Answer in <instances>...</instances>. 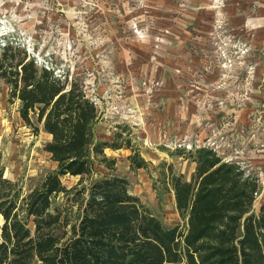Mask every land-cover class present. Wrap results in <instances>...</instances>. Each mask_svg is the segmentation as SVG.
Masks as SVG:
<instances>
[{
    "label": "rangeland",
    "instance_id": "374dc122",
    "mask_svg": "<svg viewBox=\"0 0 264 264\" xmlns=\"http://www.w3.org/2000/svg\"><path fill=\"white\" fill-rule=\"evenodd\" d=\"M263 11L264 0H0V44L3 34L39 64L82 79L101 113L97 139L112 141L119 124L132 128V144L147 168L131 170V149L122 147L105 149L116 159L114 172L97 171L126 177L129 190L173 226L182 221L162 177L168 164L186 179L194 169L174 153L177 146L206 143L255 172L252 209L264 200V136L257 119L264 29L246 23L258 24ZM169 94L176 111L167 108ZM18 107L0 78L1 164L6 177L29 188L56 163L43 150L50 136L42 128L34 134ZM77 179L62 178L68 186ZM60 202L61 196L54 199Z\"/></svg>",
    "mask_w": 264,
    "mask_h": 264
},
{
    "label": "trees",
    "instance_id": "16d2710c",
    "mask_svg": "<svg viewBox=\"0 0 264 264\" xmlns=\"http://www.w3.org/2000/svg\"><path fill=\"white\" fill-rule=\"evenodd\" d=\"M0 78L9 100L34 134L50 136L43 150L56 163L24 188L4 175L0 160V264H264V200L252 209L258 176L209 145L177 146L191 160L189 179L172 166L162 177L182 221L165 225L114 173L105 149H131V170L147 168L119 124L112 141L96 138L100 110L84 81L39 64L17 40L1 35ZM134 136V135H133ZM77 177L66 185L62 178ZM62 202L54 204V199Z\"/></svg>",
    "mask_w": 264,
    "mask_h": 264
},
{
    "label": "crops",
    "instance_id": "0c3cea01",
    "mask_svg": "<svg viewBox=\"0 0 264 264\" xmlns=\"http://www.w3.org/2000/svg\"><path fill=\"white\" fill-rule=\"evenodd\" d=\"M37 1V0H36ZM39 2H40V0H38ZM261 13H263V14H260V20L258 21L257 20V22H258V24H256V25H253L252 23L254 22L251 18L248 20V21H246V23H249V25H250V29H253V28H257V27H261L262 29H264V11L263 12H261ZM247 25V24H246ZM259 76H260V79H261V86H262V89H260V91H262V92H259V97H261V108L258 110V112H259V117L257 118L258 119V121H259V126H258V129H259V136H260V131L261 130H263V136H264V63L262 64V68H261V73L259 74ZM172 79L171 78H169V80L168 81H171ZM179 95V94H178ZM171 97H173V94H169V96H167V99H166V102H167V108H169V110H172V108L174 107V110L176 111V109H175V107H177L176 106V104H174L172 101H171ZM152 99H150V98H147V99H145V103H146V106H148V105H152V103H150V101H151ZM145 106V107H146ZM147 108V107H146ZM255 127H257V125H254ZM250 132H252V133H254L251 129H250ZM259 136H257V138L259 137ZM262 137V136H261ZM256 159V158H255ZM263 160H264V158H263Z\"/></svg>",
    "mask_w": 264,
    "mask_h": 264
},
{
    "label": "built area",
    "instance_id": "2783aa9c",
    "mask_svg": "<svg viewBox=\"0 0 264 264\" xmlns=\"http://www.w3.org/2000/svg\"><path fill=\"white\" fill-rule=\"evenodd\" d=\"M150 86V85H149ZM150 90V89H149ZM199 145H209V144H206V143H202V144H199ZM210 146V145H209ZM211 147H213V146H211ZM214 148V147H213ZM215 149V148H214ZM216 150V149H215ZM217 151V150H216ZM218 152V151H217ZM219 153V152H218ZM222 156V155H221ZM227 160H232V159H228V158H226ZM258 194V193H257ZM257 196V195H256Z\"/></svg>",
    "mask_w": 264,
    "mask_h": 264
},
{
    "label": "water",
    "instance_id": "95a60500",
    "mask_svg": "<svg viewBox=\"0 0 264 264\" xmlns=\"http://www.w3.org/2000/svg\"><path fill=\"white\" fill-rule=\"evenodd\" d=\"M2 219V218H1Z\"/></svg>",
    "mask_w": 264,
    "mask_h": 264
}]
</instances>
